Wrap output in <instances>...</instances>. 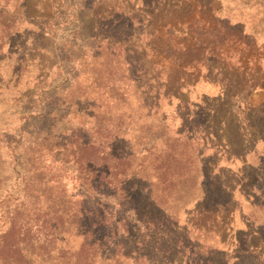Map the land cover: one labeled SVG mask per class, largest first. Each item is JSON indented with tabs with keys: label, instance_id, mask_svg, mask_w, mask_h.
<instances>
[{
	"label": "rangeland",
	"instance_id": "374dc122",
	"mask_svg": "<svg viewBox=\"0 0 264 264\" xmlns=\"http://www.w3.org/2000/svg\"><path fill=\"white\" fill-rule=\"evenodd\" d=\"M141 1L0 0V236L9 227L8 221L15 209L23 213L19 221H24L25 217L36 219L48 207L53 211H61L63 207L69 211L64 221L75 226L79 185L72 172L74 167L64 163L58 149L49 146L41 158L37 160L38 155L31 158L25 170L28 173L25 172L21 166L22 155L30 144L28 133L53 125L51 145L58 147L69 140L73 129H86L91 136L93 122L84 116L75 118V109L80 107L71 101L72 94L97 93L100 98L102 91L109 88L104 82L115 81L114 91L109 95H122V103L117 106L122 121H115L121 131L119 137L110 141H113L114 153L120 154L122 147V191H135L136 202L123 200L119 206V200L110 196L97 197L96 202L106 205L107 217L117 216L122 220L117 228L119 236L130 240L125 250L130 249L135 240L141 253L151 258L150 263L140 260L137 264H184L185 260L175 251L161 254L170 243L182 242L183 247L193 248L194 260L210 256L215 249L217 253L220 251L215 253L217 261L223 264H264V231L259 233L256 229L264 226V208L251 207L254 193L249 190L256 179L264 185V169L259 166V161L264 162V140L261 139L264 137V89L258 86L257 90H252L253 83H248L251 80L255 86L264 83V0H216L214 8L219 9V19L217 16L211 19L207 10L200 13L195 9L199 0H188L187 3L194 6L192 18L202 20L211 29L208 34L211 37L206 39L202 54L189 52L181 61L178 58L183 53L176 45L182 39L173 31L177 25L176 31L180 32L191 23V18L168 15L170 9L165 8L166 0L156 2L155 13L152 7L142 8ZM187 9L189 7L185 11ZM180 13L178 16L183 15ZM217 20L237 25L232 30L234 37L230 39ZM239 23L258 31L263 29L261 37L257 35V39H253L256 46L252 45V39L237 36L242 27ZM124 37L131 39L124 40ZM108 40L122 45L121 49L115 47L114 58L105 52ZM187 43L191 47L190 42ZM212 50L214 52L210 53ZM125 52L136 67L134 77L126 74ZM244 55L251 56L253 66L247 67L248 78L242 82L238 76V60ZM199 57L205 62L204 67L198 66ZM74 75L76 81L72 80ZM98 77H104L101 84L94 82ZM175 81L177 86L199 82L194 91L184 90L176 95L178 100L191 104L199 101L203 93L217 96L221 89L225 94L227 101L220 103L217 110L219 119L223 120L221 123H225L219 136L224 135L231 142L228 146L224 140L221 145H226L224 149L229 147L238 153L249 151L253 145L240 142L235 129L237 120L248 123L247 135L253 131L258 136L255 151L243 156L250 163V169L237 162L217 170L223 186L234 188L231 199L229 191L219 193L217 199L200 194L203 172L207 175L204 182L208 192L205 193L216 188H210L214 182L208 176L216 164V156H220L215 155L210 145L189 142L186 136L192 134L189 131L192 124H207L206 113L191 105L192 117L186 124V135L180 140H177L176 130H181L182 123L174 108L179 102L174 101L173 106L167 107L168 102L160 100L159 109L150 115L140 114L142 97L154 102L153 94L175 91ZM215 82L218 86L210 85ZM149 89L154 93L150 94ZM54 94L56 103H49ZM103 98L98 105L105 103ZM51 109L55 111L53 116L42 120L44 113ZM180 114H187L185 108L180 109ZM160 118H165L164 124L160 123ZM134 152L135 156L129 155ZM149 192L176 221L169 236V232L162 234L161 229L145 225L144 221L154 219L149 209H142L141 221L129 209L130 205L144 207ZM259 203L264 202L259 199ZM92 217L95 221L99 215L94 213ZM46 219L59 222L57 217L49 216L43 221ZM134 224L135 231L128 232L127 225ZM158 239L171 242L157 245ZM144 240L148 246L160 248V254L144 247ZM80 242L78 237L70 238L66 250L69 247L71 251H66V259L74 255ZM114 253V250L96 246L90 260L92 264L130 262L114 257ZM74 262L76 259L72 258L71 263ZM43 264H63V260L55 254Z\"/></svg>",
	"mask_w": 264,
	"mask_h": 264
},
{
	"label": "trees",
	"instance_id": "16d2710c",
	"mask_svg": "<svg viewBox=\"0 0 264 264\" xmlns=\"http://www.w3.org/2000/svg\"><path fill=\"white\" fill-rule=\"evenodd\" d=\"M158 1L161 2L162 0H143L141 1V6L144 9L152 7V12L155 13L156 2ZM215 1L216 0H199L195 6V9H198L200 13L207 10L212 16L211 19H215L216 16L219 19L220 16L217 15L219 9L217 10L214 8ZM165 2V8L170 9L167 13L171 17L178 19L191 18V23L186 25V27H184L180 32L176 31L178 29L176 28L177 25L173 31L174 34L180 35L179 37L182 39L176 45V48H179V51L183 53L178 58V60L181 61L184 57L186 59V57L189 55V52H199V54H202V47L206 44V39L211 37V35H208L211 29L209 27L207 28L206 25L203 24L202 20L192 18L194 6H190V4L187 3L188 0H166ZM186 7H189L187 11H185ZM179 11H181L180 15H183L178 16L177 13ZM168 15H166V17ZM222 21L223 20H217L216 22H219V24L223 26L222 28L226 31V33H228V37L231 39L234 37L233 34H235L232 33V30H234V27H237V25L231 26L229 22L224 23ZM239 24H241L242 27L239 28V31H237V36L245 40L252 39V45L256 46V42H254L253 39L256 40L257 35L261 37V32L263 29L258 31L252 29L251 27H246V25L243 23ZM123 39L130 40L131 37H124ZM188 41L190 42L191 47H188ZM107 47V51L105 52L108 53L110 57L114 58L116 57L114 55L116 52L115 50H117L116 48L121 49L122 45L108 40ZM213 52L214 51L212 50L210 53ZM206 57L210 59L209 55ZM250 57V55H244L238 60V66L240 67L238 76L242 79V82L246 81L248 78L247 67L253 66L250 63ZM199 58L200 60L198 66L204 67L205 62L202 63V57ZM252 60L254 59L252 58ZM123 62L126 67V74L129 77H134L136 67L133 65V60L130 57H127L126 52L123 55ZM103 78L104 77L96 78L97 81H94L96 82L95 84H98L99 82L101 84ZM72 80H77L76 75L73 76ZM175 82L173 85L177 86L178 82ZM197 82L190 85L189 83L180 84L177 86L175 91H166L163 95H159L157 93L154 96V92L149 89L148 92L153 94L154 102H150L149 99L146 101L142 97L139 101L141 110L140 114L142 112H147V114L149 113L148 115H150L153 110L159 109L160 100H166L168 102L167 107L173 106L174 101L176 103L179 102L178 104H175L174 108L176 116L182 123L179 127L181 130L178 131V128L176 130L177 140H180V138L186 135V124L189 123V120L192 117V115L189 114L191 113V105L194 106L193 108L206 113V115L209 117V120L206 121L207 124H192V128L189 130L192 132V134L190 133V136H186V139L189 142L194 140L198 143V145H210L212 150L215 152V155L217 154L220 156H216V164L212 167L213 171H211V175L213 176H208V179H212L214 183L210 184L207 182V184H210V188L214 186H216V188L211 193H205V191H207V187L204 181L207 180V175L205 172H203L201 176V185L199 184V188H201L200 194H202V196L204 195L205 197L207 196L208 198L211 196V198L217 199V195L219 193L224 192L227 194L226 192L229 191L230 196L227 197L231 199V192L234 190V188L230 187V189H228L226 186H223L224 184L220 180L222 176L217 170L222 168L225 164L233 166L234 163L237 162H240L241 166L248 165L249 167H246L250 169V163L247 159H243V156L248 152L252 153V151H255L254 146L258 141V136H256L253 131L251 134L247 135L245 132H247L246 125L248 127V123H245L244 121L242 122V120L239 122L237 120L235 121V129L237 136H240V142L242 145L248 144L249 142L253 145L249 151L243 152L242 150L238 153L229 147L224 149L226 145H221H224V140H226V137L224 135H219L222 133L225 123H221L223 120L219 119V112L217 111L219 110V104L227 101V97L225 98V94L222 92V90L220 89V92L217 96H209L208 94L203 93L199 96V101L192 104L190 101H180L176 97V95H178L181 91L185 90L188 93L194 91V89L197 88V85L199 84V82ZM250 82L253 83L250 86L252 90H257L258 86H260L258 88L264 89V83L255 86L254 81H248V83ZM104 83L109 84L107 91L103 90L101 93V97H104L103 99L105 102L102 104L105 106L104 109H101L103 108L102 105H98V101L101 97L99 98L97 93L92 95V93L84 92L85 95L72 94L71 97V101L80 107L79 110L75 109V118L77 116L78 118L80 116H84V118L92 120L93 123H91L90 129V133L92 134L91 136H89L90 134L86 129H73L69 140L65 142L64 145L58 147L57 145H51L53 143L52 139L54 127L53 125H47L45 129L44 127H41L39 132L34 131V133H28L30 136V144L22 155L24 163L21 167L25 171L27 170L28 163L31 162V158L34 159L35 156L38 155V157H36L38 160L43 156V154L47 153L45 150H48L49 146H52V148L59 150V155L63 159L64 163L70 164L72 167H74L72 172L74 173V178L79 185L78 198L75 201V226H73V223L64 221V218L68 216L69 211L66 208L64 210L63 207L61 208V211H53L51 207H48L47 211L39 214L36 219L25 217L24 221H19V218L23 217V213L19 209H15L12 213V218H10L8 221L9 227L0 236V264H43L44 262L50 260L55 254L59 255L60 259L63 260V264H72V258L76 259L74 264H92L90 255L96 246H100L101 249L104 247L107 250H114V257H123L125 260H130L128 264H137V262L140 260H145L149 263L151 262V258L149 256L141 253L135 240H132L130 249L125 250V247L128 245V243H130V240L129 238L122 237V235L119 236V229L117 228H119V224L122 225V220L117 216L107 217L109 213H107V210L104 211L105 208H107L106 205H104V203L100 204L98 201L96 202V200L100 198L104 199L108 196L118 199L119 204L117 205L119 206L122 205L123 200L129 201V203L136 202L133 194L135 191H129L130 193H125V191H122V147L120 149V154H116L113 152L115 150V147L112 145L113 141H110L111 138H116L120 135L121 127L118 126L119 123H115V121H122V114H120L121 111L117 110L119 103H122V95L120 97L109 95L111 94V91H114L115 81H108ZM210 85L218 86V83L215 82ZM56 96V94L52 95V99L49 100V103H56L54 100ZM182 107L185 108L187 114H180V109ZM239 109L241 110L242 107H239ZM54 113V109L45 112L42 116V120L47 118L50 119ZM64 116L65 114H63L62 118ZM55 117H57V115H55ZM164 120L165 118L159 119L161 124H164ZM161 127L166 129L164 125ZM219 138L221 139L219 140ZM261 139L264 140V137ZM229 142L230 141H227L228 146H230ZM135 154L136 152L129 155L135 156ZM167 158H170V156H167ZM259 166L264 169V162L259 161ZM255 177L259 178L257 175ZM259 186L263 188V191ZM249 190L253 191L254 193V199H252L254 205L251 207L264 208V203H259V199L260 201L264 202V185L257 183L256 179ZM64 193L65 192H63V194ZM257 193H261V196H258ZM145 200V208H141L139 205H133V207L130 205L129 209L139 221L143 219V217L140 216V213L144 209H149L154 214V219H147L144 221L145 225L147 227L151 225L154 226V228L157 227L156 230L161 229L162 234L169 232V236L171 229L176 225V221L172 215L167 212L155 198H153L151 192L146 195ZM94 213L99 215V218L95 221L92 217ZM49 216H51V218H59V222L53 221L51 219H46L43 221L44 218H48ZM134 227L135 224L132 227L127 225V231L129 232L130 229L131 231H135ZM262 227L263 228H256L258 229L257 232L261 233V231H264V226ZM108 228L111 231L106 233L108 232L106 231ZM71 237H78L80 238L81 242L79 247L75 250V252H73L74 255L71 254L69 255V258L66 259V254L68 253L66 251H71V248L69 247L66 250V246L68 245ZM116 238H119V240H116ZM163 241H166V243L171 242L170 240L167 241V239H158V243L156 241L155 242L158 245ZM142 245L144 247H149L151 251L157 252L159 254L161 252L160 248H157L156 245H153V247L151 245L148 246L149 243L145 240ZM171 251H175L177 254L181 255L182 260H185L184 264H223L222 262L217 261L215 257V253L217 252L215 249L210 253V256L194 260L193 256L195 255L193 254V248H185L183 247L182 242H175V244L170 243L167 251L161 254H168ZM218 253H220V251H218Z\"/></svg>",
	"mask_w": 264,
	"mask_h": 264
}]
</instances>
